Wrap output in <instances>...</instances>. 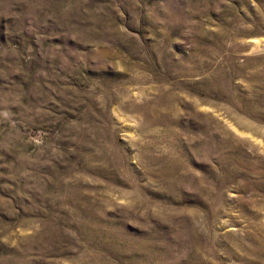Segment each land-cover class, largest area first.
<instances>
[{"label":"rangeland","instance_id":"rangeland-1","mask_svg":"<svg viewBox=\"0 0 264 264\" xmlns=\"http://www.w3.org/2000/svg\"><path fill=\"white\" fill-rule=\"evenodd\" d=\"M0 264H264V0H0Z\"/></svg>","mask_w":264,"mask_h":264}]
</instances>
